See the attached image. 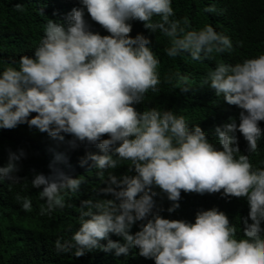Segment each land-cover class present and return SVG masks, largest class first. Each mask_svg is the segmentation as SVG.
Instances as JSON below:
<instances>
[{
	"label": "clouds",
	"instance_id": "1",
	"mask_svg": "<svg viewBox=\"0 0 264 264\" xmlns=\"http://www.w3.org/2000/svg\"><path fill=\"white\" fill-rule=\"evenodd\" d=\"M76 1L57 19H47L32 55L0 69V129L26 124L72 149H98L86 150L79 163L97 169L106 185L99 189L103 195L81 201L79 227L55 241L56 251L79 257L101 249L127 256L138 249L155 264H264V167H254L248 155L264 137V52L234 64L218 62L204 77V85L241 109L239 123L229 118L215 127L213 142L198 123L190 125L170 108L136 107L149 90H158L160 60L150 35H130L131 21L169 38V57L211 58L233 48L231 37L211 24L187 28V19L182 24L174 18L172 0ZM174 77L186 79L179 73L166 79ZM237 132L248 142V154L241 152ZM26 155L22 147L8 148L0 181L23 179L19 162ZM61 160L64 154L56 153L49 174L32 170L31 185L46 205L42 214L63 208L65 193L80 189L78 175L57 167ZM125 161V172L105 175ZM182 190L245 198L242 234L218 207L197 210L194 222L162 216L163 198L172 201L166 209L171 213L180 206ZM21 207L30 210L31 200Z\"/></svg>",
	"mask_w": 264,
	"mask_h": 264
},
{
	"label": "trees",
	"instance_id": "2",
	"mask_svg": "<svg viewBox=\"0 0 264 264\" xmlns=\"http://www.w3.org/2000/svg\"><path fill=\"white\" fill-rule=\"evenodd\" d=\"M17 3L22 5L21 9L15 8ZM212 4L216 11H205V7ZM77 5L76 0H0V69L18 61L22 55H32L44 34L43 25L47 19H57L60 12ZM172 7L174 18L182 24L187 19V28L199 29L211 24L217 31L231 37L233 48L223 53H213L211 58L203 60H193L186 53L169 57L165 52L169 38L159 30L150 33L142 21H131L133 27L130 35L135 36L138 32L150 35L153 51L160 60L158 72L161 82L158 90H149L136 107L141 111L150 107L170 108L184 115L190 125L198 123L216 142L215 127L228 122L229 118H235L239 123L241 109L217 96L215 89L203 84V79L218 62L234 64L264 52V0H172ZM98 31L107 34L101 25ZM175 73L186 79L174 77L169 82L166 77ZM259 123L264 129V120ZM237 136L241 152L248 154V142L241 133L237 132ZM68 138L66 136V140ZM21 147L27 153L19 162L18 175L23 179L15 183L0 181V264H155L153 259L140 256L138 249H131L127 256H116L114 250L101 249L87 251L79 257L57 252L55 241L69 238L79 227L81 201L103 195L99 189L106 185H102L101 178L96 174L97 169H87L79 163L86 150L95 152L98 149L84 144L72 149L34 127L21 124L13 129H0V166L7 161L8 148L16 150ZM56 153H63L66 157V160L56 162L57 167L70 175H78L82 183L78 191L65 193L63 208L42 214L41 210L46 205L39 198L38 189L31 185L32 170L49 174V163L53 162ZM248 155L254 167H264V137L258 140L257 151ZM128 163L125 161L117 169L106 170L105 175L107 171L117 174L125 172ZM25 198L30 199L32 204L27 211L21 207ZM171 203L166 196L163 198L165 211L161 213L162 216L193 222L197 210L218 207L237 227L238 235L242 234L239 217L247 216L249 211L245 198H225L220 192L199 194L182 190L180 206L169 213L166 209ZM136 230L134 226L132 231ZM111 238L122 240L116 234H111Z\"/></svg>",
	"mask_w": 264,
	"mask_h": 264
}]
</instances>
